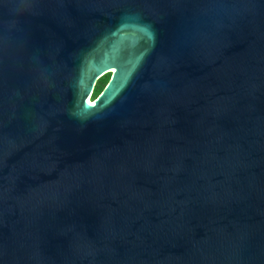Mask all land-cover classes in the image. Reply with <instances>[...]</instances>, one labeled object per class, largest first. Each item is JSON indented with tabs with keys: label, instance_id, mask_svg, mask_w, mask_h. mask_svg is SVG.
I'll return each mask as SVG.
<instances>
[{
	"label": "water",
	"instance_id": "water-1",
	"mask_svg": "<svg viewBox=\"0 0 264 264\" xmlns=\"http://www.w3.org/2000/svg\"><path fill=\"white\" fill-rule=\"evenodd\" d=\"M0 264H264V0H0Z\"/></svg>",
	"mask_w": 264,
	"mask_h": 264
},
{
	"label": "trees",
	"instance_id": "trees-1",
	"mask_svg": "<svg viewBox=\"0 0 264 264\" xmlns=\"http://www.w3.org/2000/svg\"><path fill=\"white\" fill-rule=\"evenodd\" d=\"M109 78H110L109 76H104L100 79V81L96 86L93 98H95L102 91V89L105 87L106 83L108 82Z\"/></svg>",
	"mask_w": 264,
	"mask_h": 264
},
{
	"label": "flooded vegetation",
	"instance_id": "flooded-vegetation-1",
	"mask_svg": "<svg viewBox=\"0 0 264 264\" xmlns=\"http://www.w3.org/2000/svg\"><path fill=\"white\" fill-rule=\"evenodd\" d=\"M107 76H109V77H110V74H109V75H107ZM99 81H100V80H99ZM99 81H98V82H99Z\"/></svg>",
	"mask_w": 264,
	"mask_h": 264
}]
</instances>
